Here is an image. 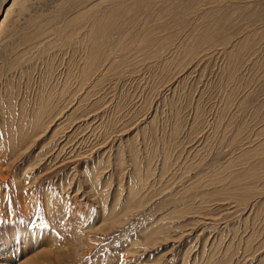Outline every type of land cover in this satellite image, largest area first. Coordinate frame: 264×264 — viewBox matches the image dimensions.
Returning a JSON list of instances; mask_svg holds the SVG:
<instances>
[{
  "label": "rangeland",
  "instance_id": "rangeland-1",
  "mask_svg": "<svg viewBox=\"0 0 264 264\" xmlns=\"http://www.w3.org/2000/svg\"><path fill=\"white\" fill-rule=\"evenodd\" d=\"M3 7L0 235L38 221L53 264H264V0Z\"/></svg>",
  "mask_w": 264,
  "mask_h": 264
},
{
  "label": "bare ground",
  "instance_id": "bare-ground-1",
  "mask_svg": "<svg viewBox=\"0 0 264 264\" xmlns=\"http://www.w3.org/2000/svg\"><path fill=\"white\" fill-rule=\"evenodd\" d=\"M7 1L8 0L0 1V18H3L2 19L3 21L0 25V29H3L2 25L6 21L5 19L7 18L8 13L12 8H14L12 7L14 6V2H13V5L11 6L12 8L10 7L5 12V10H3L4 9L3 4L6 3ZM89 32L92 31L90 30ZM35 116L34 119L36 118ZM37 116L39 117V115ZM38 117L35 120H38ZM1 173L2 172H0V174ZM1 176L3 180H6L8 173L1 174ZM34 222L30 226H27L22 230L18 228H16V230H14L13 228L9 230H4V232L0 235V264H53L52 259L56 260L57 257L55 255L59 254L58 250L55 251V253L54 252L52 253V245L55 242L51 236H49L47 239H43L40 236L41 232L39 231L40 225L39 223H37L38 221H34ZM43 236L45 238L46 235L43 234ZM14 239H16L14 241L15 244L13 243L15 245L14 247H16V250L14 251V253L11 252L10 255L5 256V253H2L3 250L5 251L6 248L11 249V246H13L11 240ZM53 249L55 250V248ZM18 250H21L24 254H26L25 257L28 258L20 261L17 255V253H19Z\"/></svg>",
  "mask_w": 264,
  "mask_h": 264
}]
</instances>
